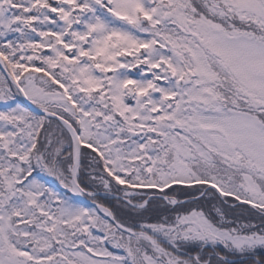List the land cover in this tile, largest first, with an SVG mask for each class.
Segmentation results:
<instances>
[{
	"label": "snow or ice",
	"instance_id": "obj_1",
	"mask_svg": "<svg viewBox=\"0 0 264 264\" xmlns=\"http://www.w3.org/2000/svg\"><path fill=\"white\" fill-rule=\"evenodd\" d=\"M0 264H264V0H0Z\"/></svg>",
	"mask_w": 264,
	"mask_h": 264
},
{
	"label": "trees",
	"instance_id": "obj_2",
	"mask_svg": "<svg viewBox=\"0 0 264 264\" xmlns=\"http://www.w3.org/2000/svg\"><path fill=\"white\" fill-rule=\"evenodd\" d=\"M19 99H20L21 102L24 103L22 97H19ZM88 164H89V161H88L87 159H85V160H84V166L86 167ZM111 203H112L113 205H115L116 201H115V200H112ZM234 211H236V212L238 213L240 210H239V209H236V210H234Z\"/></svg>",
	"mask_w": 264,
	"mask_h": 264
},
{
	"label": "water",
	"instance_id": "obj_3",
	"mask_svg": "<svg viewBox=\"0 0 264 264\" xmlns=\"http://www.w3.org/2000/svg\"><path fill=\"white\" fill-rule=\"evenodd\" d=\"M24 99V98H23ZM25 103L27 104L28 102L24 99Z\"/></svg>",
	"mask_w": 264,
	"mask_h": 264
}]
</instances>
